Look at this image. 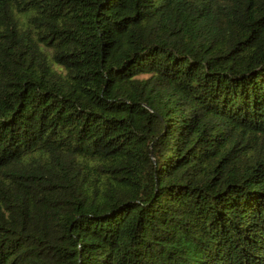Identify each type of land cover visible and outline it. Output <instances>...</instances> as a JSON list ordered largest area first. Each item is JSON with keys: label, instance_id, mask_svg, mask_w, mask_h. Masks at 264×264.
<instances>
[{"label": "trees", "instance_id": "trees-1", "mask_svg": "<svg viewBox=\"0 0 264 264\" xmlns=\"http://www.w3.org/2000/svg\"><path fill=\"white\" fill-rule=\"evenodd\" d=\"M0 264H264V0H0Z\"/></svg>", "mask_w": 264, "mask_h": 264}]
</instances>
